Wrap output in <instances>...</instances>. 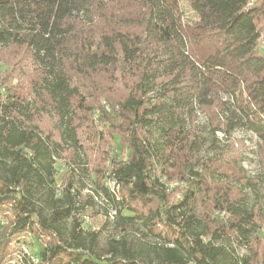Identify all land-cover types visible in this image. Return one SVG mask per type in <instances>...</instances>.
I'll use <instances>...</instances> for the list:
<instances>
[{
	"label": "trees",
	"instance_id": "obj_1",
	"mask_svg": "<svg viewBox=\"0 0 264 264\" xmlns=\"http://www.w3.org/2000/svg\"><path fill=\"white\" fill-rule=\"evenodd\" d=\"M259 1L0 0V49H23L36 74L33 102L0 86V216L9 215L0 226V264L25 230L37 242L39 264H253L232 241L248 248L254 210L229 188L208 185L212 165L194 171L180 160L196 158L201 137L185 119L192 123L197 109L216 111L208 122L213 139L242 130L264 146ZM89 74L113 78L124 91L105 104L127 156L99 178L89 173L74 125L84 90L74 78ZM36 101L49 106L57 138L34 124L46 112ZM175 170L186 189L174 201L166 184ZM105 177L120 183V201L99 184ZM87 182L117 208L104 224L115 231L104 254L94 249L98 232L84 223L95 203L77 184ZM145 200L153 204L146 213L131 205ZM141 229L134 248L131 237Z\"/></svg>",
	"mask_w": 264,
	"mask_h": 264
},
{
	"label": "rangeland",
	"instance_id": "obj_2",
	"mask_svg": "<svg viewBox=\"0 0 264 264\" xmlns=\"http://www.w3.org/2000/svg\"><path fill=\"white\" fill-rule=\"evenodd\" d=\"M182 4L185 0H180ZM256 0H251V4H255ZM185 5V4H184ZM258 7H263L264 1L261 0L256 4ZM184 9H187L186 6ZM264 12V10H263ZM188 19L192 16L190 11H187ZM85 17V16H83ZM257 27L259 28L261 37L259 40L258 51L264 54V13L257 19ZM36 78L35 71L29 62L28 54L20 48L10 47L7 49H0V86L10 89L12 93L19 96L21 99L33 102V96L30 91L31 83ZM74 82H78L84 87L82 89L83 98L81 101L74 102V125L77 128L78 137L88 158L89 173L97 178L101 176L106 169L111 167L114 160H124L127 156V150L120 145L117 130L113 129L110 125L108 115L112 113L107 103L106 97L111 96L118 98L123 91L118 83L113 81V78L102 80L99 76L89 74L88 78L75 77ZM227 103H232L228 96H223ZM46 100V97H45ZM44 100V101H45ZM77 103H82V108H77ZM104 107L105 112H100V108ZM35 107L46 110V112H39L36 115L34 124L37 125L45 133L52 134L57 138V133L54 128L55 119L50 114V108L44 103L36 101ZM93 111L91 112V110ZM216 111L209 110H196L192 123L186 118V128L190 133L194 132L201 140L198 143V152L196 158L180 160V165L184 166L188 163L192 165L194 171H203L204 165H212L213 169L209 170L210 177H208V185L211 188H229L231 195L238 197L242 196L246 199L247 204L254 210L256 231L250 240L247 249L234 239L233 248L237 256H248L252 259L253 264H259L264 260V146H262L254 135L242 130H235L231 133L230 139L223 136L221 133H216V138L211 136V129L208 125L209 119L214 118ZM114 138V142L112 141ZM109 145H112L109 147ZM111 148V150H110ZM113 151V152H112ZM67 157L69 154H66ZM70 157V156H69ZM215 159V160H213ZM64 168L60 162L56 164V184L60 185L61 175ZM172 181L166 184L169 191L170 199L179 198L180 194L186 189L185 179L182 170H175L173 172ZM100 180L99 184L105 187L106 180ZM94 180V179H93ZM177 180V181H175ZM165 178H162L164 183ZM179 181H184V184ZM87 188L83 189L81 184L77 187L81 189L83 197L90 195L95 203L94 207L89 209V223L87 228L90 231L98 232L97 245L95 250L100 254H104L107 249L108 240L115 235L113 225L104 224L107 222L104 213L102 212L101 205L95 201L94 197L97 192L101 190L97 187L91 191L93 184L87 182ZM106 188V187H105ZM88 189V191H86ZM101 194V193H100ZM123 192L120 190L117 193L118 201L122 198ZM138 212L146 213L147 209L152 207L151 200L136 201L131 204ZM209 207H212V205ZM87 212V214H88ZM9 215L4 216L7 217ZM9 218V217H7ZM5 218V219H7ZM211 218L216 219V214L211 213ZM104 227V228H103ZM142 229L136 232L133 236L134 248H137L138 243L135 239L141 238ZM130 238V239H131ZM30 250L33 253H38L39 249L35 238L32 236V241L28 240ZM149 243L155 241L148 237ZM221 243L228 245L227 240H222ZM12 250V246H9ZM9 253V252H8ZM11 253L2 264L12 263ZM12 260V261H11Z\"/></svg>",
	"mask_w": 264,
	"mask_h": 264
},
{
	"label": "built area",
	"instance_id": "obj_3",
	"mask_svg": "<svg viewBox=\"0 0 264 264\" xmlns=\"http://www.w3.org/2000/svg\"><path fill=\"white\" fill-rule=\"evenodd\" d=\"M106 180V190H108V193L113 197V200L118 201L117 193L120 190L121 186L117 179L115 178H109ZM88 186V185H87ZM87 186L85 188H87ZM88 191V189H86ZM101 193V194H100ZM96 199L95 201H99L101 205L102 212L105 211V218L109 223H112L114 219L117 217V208L115 205L110 203L108 199L106 198L105 194L103 192H97V196L94 197ZM6 222V219L0 216V226L3 225ZM89 223V218H85L84 223ZM26 236H28V240L32 241V235L28 230H25L21 232L16 239L11 243L12 246V263L11 264H39L40 258L37 254L33 253L30 249V244H27Z\"/></svg>",
	"mask_w": 264,
	"mask_h": 264
}]
</instances>
